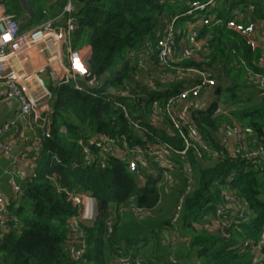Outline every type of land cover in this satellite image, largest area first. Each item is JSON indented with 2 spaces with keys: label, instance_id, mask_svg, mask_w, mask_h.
Masks as SVG:
<instances>
[{
  "label": "trees",
  "instance_id": "1",
  "mask_svg": "<svg viewBox=\"0 0 264 264\" xmlns=\"http://www.w3.org/2000/svg\"><path fill=\"white\" fill-rule=\"evenodd\" d=\"M25 1L35 11L32 18L20 0H0L23 31L24 21L37 25L55 17L50 21L53 27H64L68 18L77 23L72 47L90 48V76L77 84L89 93L76 91L71 82L54 83L48 76L44 79L50 93L48 136L29 127L28 133L11 130L14 145L20 142V133L27 138L21 152L32 161L33 170L16 179L19 195L6 196L0 264H115L123 257L132 264H171L161 255L163 232L170 229L189 242L176 255L178 264L193 258L198 264H250L251 255L238 253L235 247L243 242L256 246L264 232V170L256 172L240 158L230 159L227 146L220 142L224 131L236 128L246 135L247 151L264 148V96L259 95L264 89V67L259 64L262 46L252 49L247 36L223 24L199 31L186 45L187 57H182L186 46L177 38L173 59L160 64L156 33L163 35L168 24L184 13L187 0H71V13L62 11L65 0L58 5ZM250 2L254 12L248 11L249 1L240 3L237 23L250 22L254 27L257 21L264 22V1ZM214 13L234 20L222 6ZM254 30L260 34L264 29ZM194 72L214 80L215 86L199 96L207 109L185 117L181 103L167 114L164 106L169 99L197 85L199 76ZM94 77L97 88L87 86ZM217 107L221 114H214ZM132 122L146 133L135 131ZM191 128L205 149L192 141L184 162L172 157L165 167L148 160L151 171L140 177L128 172L122 151H128L127 158L132 150L146 151L158 143L153 137L183 149ZM35 136L41 143L31 147ZM98 137L109 141L106 151L90 144ZM69 194L93 199L96 217L77 220L73 226L78 211ZM227 197L238 205L226 214L229 223L207 231L205 226L212 222H223L218 212ZM133 214L145 217L136 224L138 230L131 228L138 222ZM81 242L85 248L74 259L68 248H80Z\"/></svg>",
  "mask_w": 264,
  "mask_h": 264
},
{
  "label": "built area",
  "instance_id": "2",
  "mask_svg": "<svg viewBox=\"0 0 264 264\" xmlns=\"http://www.w3.org/2000/svg\"><path fill=\"white\" fill-rule=\"evenodd\" d=\"M48 1V0H46ZM246 0H187V9L181 15L175 17L167 27L166 32L162 35L160 32L156 33V58L160 64H167L174 56V47L177 37L182 35V45H188L185 41L190 39L194 41L198 37L199 31L203 29H210L212 27L225 25L227 29L233 30L242 36H247V44L252 48H257L259 45L264 50V30L260 34L256 33L255 28L264 29V22L257 21L253 25L238 24L237 20L241 19L238 9ZM248 11L253 13L254 7L250 1H264V0H247ZM71 0H68V5L64 9L65 13L72 12ZM236 3V4H234ZM241 3V4H240ZM222 6V10L228 15L232 16L234 20L223 18L214 13L216 9ZM186 21V33H176L174 24L179 21ZM77 30V23L72 19L66 20L64 27L52 26V22L44 23L35 28L23 31L20 24L15 20L14 16L5 13L2 6H0V86L3 87L0 91V103L6 100H14L18 104L16 118L24 126H29L39 132L40 136H48L49 124L47 122V115L50 113V108L47 101L50 99V93L45 86V82L40 76L42 73H47L49 78L54 83H73L74 89L79 92H87L82 86L77 84L78 80L88 79L90 76L88 69V60L90 56L89 47H72V34ZM254 33H253V32ZM252 32V34H251ZM251 34V37L248 35ZM187 35L185 38L183 36ZM147 49L151 47L146 44ZM36 50L38 54H46L47 60L44 69L31 70L33 65L32 59L29 56L30 51ZM190 51L187 46L182 51L183 56H189ZM66 57V61L64 58ZM259 64L264 67V52L259 60ZM191 72V71H187ZM199 76L197 85L183 90L174 98L169 99L164 106L167 114L175 109L176 105L181 103L185 105V117H188L192 112H205L206 104L199 102L200 93L212 89L215 86L214 80L205 73L194 72ZM87 86L97 88L98 80L94 77L87 81ZM91 95V94H90ZM94 95V94H92ZM125 93H119L120 97H124ZM260 96H264V89H262ZM115 107L123 109L120 104L115 103ZM156 112L160 114V109L157 104ZM222 113V109L217 107L214 114ZM45 115V116H43ZM173 125L176 129L180 127L175 118H172ZM135 131L145 132L135 123H131ZM18 125L15 122L6 121L0 125V155L9 157L10 153L16 149V153L11 157V167L9 171L10 177L7 180V186L10 192L16 197L21 192L20 185L16 179H24L28 176V170H33L32 161L27 155L21 152L14 145L13 134L11 130L18 133ZM47 128V129H46ZM21 144L27 141V138L20 133L18 137ZM153 139L158 142L155 146L148 148L146 151L135 149L130 151V157L127 158L128 151H122L120 155L125 160L128 172L135 177H140L145 170L150 168L148 160L154 164L167 167V162L170 158L175 157L181 161L186 160L188 149L192 145V141L198 146L205 149L202 145L195 129H190V136L188 140H184L185 146L183 149L173 148L171 145L159 142L156 137ZM184 139V137H183ZM234 140V142H233ZM40 139L35 136L31 141V147H38ZM109 141L105 138L98 137L90 141L91 145L96 148L106 151ZM221 145L227 146L228 157L232 160L240 158L245 162L248 168L253 171L262 172L264 170V148L260 147L255 151H247L246 135L240 130L228 129L221 135ZM234 147V151H233ZM84 152L88 154L87 149ZM231 152L234 155H229ZM145 154L144 156L142 154ZM118 156V154L115 153ZM156 162V163H155ZM30 167V168H29ZM187 173H190V168L187 166ZM72 205L78 211V217L72 219L71 223L74 226L77 220L91 221L96 215L95 202L87 196L68 195ZM16 199V198H15ZM227 204L224 209L218 212L219 217L223 222L214 221L211 225L205 226L207 231L213 228L214 231L222 229L229 222L226 221V214L229 211H235L238 207L236 201L232 197H227ZM91 201V205H90ZM7 199L2 185L0 183V226L5 229L7 218L5 214ZM89 205V206H88ZM178 214V213H177ZM143 216L140 215L139 218ZM177 215L173 218V223L176 222ZM110 232V229H109ZM211 232V231H209ZM85 245L81 242L80 248L69 247L68 252L77 259ZM238 253L247 252L251 255L250 264H264V232L260 235L256 246L250 242H243L235 247ZM116 264H129V258L116 259ZM131 264V263H130Z\"/></svg>",
  "mask_w": 264,
  "mask_h": 264
},
{
  "label": "crops",
  "instance_id": "3",
  "mask_svg": "<svg viewBox=\"0 0 264 264\" xmlns=\"http://www.w3.org/2000/svg\"><path fill=\"white\" fill-rule=\"evenodd\" d=\"M43 1H46V0H43ZM49 1H51V2H54L56 5H58V4H60V2H58L59 0H48V1H46V2H49ZM62 1H64V0H62ZM66 1V3H65V5L63 6V8H62V11L64 12V9L66 8V6L68 5V0H65ZM20 2H21V0H20ZM71 4V3H70ZM58 10V9H57ZM25 14L26 15H28V13H26L25 12ZM35 15V11H33V15L32 16H30V15H28V17L29 18H32L33 16ZM58 16H60V15H58ZM58 16H56V17H58ZM55 17H53L52 19H50V20H47V21H43V22H40L39 24H37V25H29V23L28 22H23L24 24H22V25H25L26 26V29L27 30H29V29H32L33 27H37V26H39V25H42L43 23H47V22H49V21H53V19H54ZM172 22V21H171ZM170 22V23H171ZM180 23L178 24V26H176L175 24H174V28H175V31L177 30V28L180 26V25H183V24H185L186 23V21H179ZM169 23V24H170ZM169 24H168V26H169ZM186 25V24H185ZM54 26H55V24H54ZM167 26V27H168ZM26 29H25V31H26ZM179 33H181L182 31L180 30V31H178ZM184 33H186V31H183ZM183 32H182V34H183ZM183 37H185V38H187L188 36L187 35H185V36H183ZM177 38H180V42L182 41V35L180 34ZM185 43H193V41H190V39L188 40H186L185 41ZM81 47H89V46H87V45H83V46H81ZM80 48V47H79ZM29 56H30V58L32 59V62H33V65L32 66H30V69L31 70H36V69H44V67H45V65H46V60H47V57H46V54H38L37 53V51L36 50H32V51H30V53H29ZM63 59H66V57L64 56V58ZM41 77H42V79L44 80V79H46V77H48V74L47 73H42L41 75H40ZM45 81V80H44ZM17 108H18V104H17V102L16 101H14V100H12V102L10 103V104H8V105H1V103H0V125L1 124H3L4 122H6V121H9V122H15L16 121V123H17V125H18V127L19 128H21L23 131H24V133H28V127L29 126H24V123H21L20 121H18V119L16 118V113H17ZM206 109H207V106H206ZM205 109V110H206ZM30 128V127H29ZM23 133V134H24ZM15 146L18 148V149H20L21 148V146H22V144L20 143V142H18L17 144H15ZM10 167H11V156H9V157H4V156H1L0 155V183H1V185H2V189H3V191H4V193H5V195L6 196H8L9 194H10V190H9V188H8V186H7V180H8V178L10 177V175H9V171H10ZM29 171V173H31L32 172V170H28ZM171 231V230H170ZM170 231H167L166 233H168V232H170Z\"/></svg>",
  "mask_w": 264,
  "mask_h": 264
},
{
  "label": "rangeland",
  "instance_id": "4",
  "mask_svg": "<svg viewBox=\"0 0 264 264\" xmlns=\"http://www.w3.org/2000/svg\"><path fill=\"white\" fill-rule=\"evenodd\" d=\"M40 26V25H39ZM33 28H35V27H33ZM187 28V26L185 25V24H183V25H180L178 28H177V30H176V33H178V31H184L185 29ZM65 61H66V59H65ZM12 102V100L11 99H9V100H6V101H4V102H2L1 103V105H8V104H10ZM233 142H234V140H233ZM233 151H234V147H233ZM234 155V153L233 152H231L229 155ZM143 156L145 155L144 153L142 154ZM156 163V162H155ZM149 171H151V169H149ZM153 171V170H152ZM90 205H91V201H90ZM89 206V205H88ZM133 212V211H132ZM135 213V212H134ZM137 214V213H136ZM132 216V215H131ZM144 216H145V214H144ZM138 218H139V215L137 216ZM134 214H133V216H132V218H133V220H137L138 222L137 223H132L131 224V228L132 229H134V227H135V229H137L138 230V228H137V226H136V224H138L140 221H142V220H144L145 219V217H142V218H137ZM253 217V216H252ZM110 220H112V218L110 219ZM131 221H132V219H131ZM134 229V230H135ZM171 230V229H170ZM169 230V231H170ZM208 231H211V232H214V229L213 228H209V230ZM163 237H162V240H161V243H162V246H164V249L162 250V256L164 255V257L163 258H165L166 256L168 257L167 259H169V262L171 263V264H178V262L180 261L179 259H177V257H176V255H177V253H179V251H181V249L183 250H185V248H184V245H185V247H188L189 246V242L186 240V238H184V237H182V236H180L179 234H178V232L176 231V230H171L170 232H168V233H166V232H163V235H162ZM149 247V246H148ZM146 250H148V249H146ZM167 261V260H166ZM130 263L132 264L133 263V261L131 260L130 261ZM129 263V264H130ZM116 264V263H115ZM180 264V263H179ZM181 264H198V262L196 261V258H193V259H189V260H187V261H185L184 263L182 262Z\"/></svg>",
  "mask_w": 264,
  "mask_h": 264
},
{
  "label": "water",
  "instance_id": "5",
  "mask_svg": "<svg viewBox=\"0 0 264 264\" xmlns=\"http://www.w3.org/2000/svg\"><path fill=\"white\" fill-rule=\"evenodd\" d=\"M21 7H22L24 12L28 13V15H30V16L33 15V10L30 8L29 4L25 0H21ZM15 153H16V149H14L10 153V156L13 157Z\"/></svg>",
  "mask_w": 264,
  "mask_h": 264
}]
</instances>
